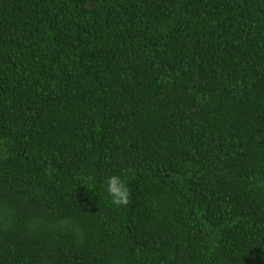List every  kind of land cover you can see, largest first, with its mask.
<instances>
[{"label": "trees", "instance_id": "trees-1", "mask_svg": "<svg viewBox=\"0 0 264 264\" xmlns=\"http://www.w3.org/2000/svg\"><path fill=\"white\" fill-rule=\"evenodd\" d=\"M0 264H264V0H0Z\"/></svg>", "mask_w": 264, "mask_h": 264}, {"label": "clouds", "instance_id": "clouds-1", "mask_svg": "<svg viewBox=\"0 0 264 264\" xmlns=\"http://www.w3.org/2000/svg\"><path fill=\"white\" fill-rule=\"evenodd\" d=\"M103 187L106 189L111 203L114 206H124L129 203V190L125 179L119 174H113L106 178Z\"/></svg>", "mask_w": 264, "mask_h": 264}]
</instances>
